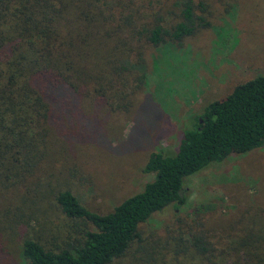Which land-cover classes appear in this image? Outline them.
I'll use <instances>...</instances> for the list:
<instances>
[{
    "label": "trees",
    "instance_id": "16d2710c",
    "mask_svg": "<svg viewBox=\"0 0 264 264\" xmlns=\"http://www.w3.org/2000/svg\"><path fill=\"white\" fill-rule=\"evenodd\" d=\"M206 11V0H0V231L28 223L24 193L52 168V129L69 121L70 103L83 101L89 111L126 109L144 79L143 51L206 27ZM262 146L264 74H258L190 117L173 154L151 151L142 167L151 179L109 211L89 210L58 190L60 210L93 229L55 250L20 235L19 264H110L132 242L144 249L138 225L168 204L181 205L188 176ZM259 226L226 239L192 232L177 264H264Z\"/></svg>",
    "mask_w": 264,
    "mask_h": 264
},
{
    "label": "rangeland",
    "instance_id": "374dc122",
    "mask_svg": "<svg viewBox=\"0 0 264 264\" xmlns=\"http://www.w3.org/2000/svg\"><path fill=\"white\" fill-rule=\"evenodd\" d=\"M206 4V27L178 44L143 51L144 79L126 109L89 111L83 101L70 103L67 125L52 129V168L24 193L28 223L0 231V264H19L20 235L54 250L75 244L82 230L93 226L60 210L54 200L58 190L70 191L89 210L109 211L151 179L152 173L142 170L151 151L173 154L190 117L235 85L264 74V0ZM152 56L157 62H151ZM182 189L181 205L168 204L138 225L145 248L132 242L110 264H177L192 232L226 239L260 228L264 146L209 163L188 176Z\"/></svg>",
    "mask_w": 264,
    "mask_h": 264
}]
</instances>
